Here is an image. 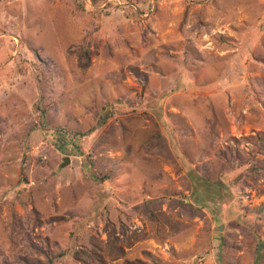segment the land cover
Returning a JSON list of instances; mask_svg holds the SVG:
<instances>
[{
    "label": "rangeland",
    "instance_id": "obj_1",
    "mask_svg": "<svg viewBox=\"0 0 264 264\" xmlns=\"http://www.w3.org/2000/svg\"><path fill=\"white\" fill-rule=\"evenodd\" d=\"M0 264H264V0H0Z\"/></svg>",
    "mask_w": 264,
    "mask_h": 264
},
{
    "label": "trees",
    "instance_id": "obj_2",
    "mask_svg": "<svg viewBox=\"0 0 264 264\" xmlns=\"http://www.w3.org/2000/svg\"><path fill=\"white\" fill-rule=\"evenodd\" d=\"M95 1H99V0H95ZM63 132H64V133H63ZM62 133H63L65 136H67L68 138L71 139V134H70L69 132H67V131H62ZM74 136H77V135L74 134ZM73 141H74V139H73ZM65 145L69 147L68 151H69V152H72V151L70 150V144H69L68 142H66Z\"/></svg>",
    "mask_w": 264,
    "mask_h": 264
}]
</instances>
